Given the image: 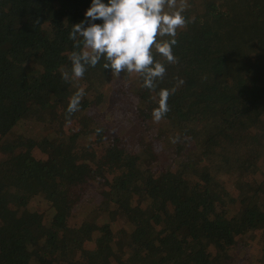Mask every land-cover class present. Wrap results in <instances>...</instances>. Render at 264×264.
Returning a JSON list of instances; mask_svg holds the SVG:
<instances>
[{"label": "trees", "instance_id": "trees-1", "mask_svg": "<svg viewBox=\"0 0 264 264\" xmlns=\"http://www.w3.org/2000/svg\"><path fill=\"white\" fill-rule=\"evenodd\" d=\"M91 2L0 0V264H264V0H186L155 91L62 79Z\"/></svg>", "mask_w": 264, "mask_h": 264}, {"label": "clouds", "instance_id": "clouds-1", "mask_svg": "<svg viewBox=\"0 0 264 264\" xmlns=\"http://www.w3.org/2000/svg\"><path fill=\"white\" fill-rule=\"evenodd\" d=\"M186 8V0H180L179 6L178 0H92L85 20L74 24L69 33L78 51L70 54L71 74L63 70L62 79H83L87 68L96 67L103 59V68L110 69L111 74L137 73L143 86L155 91L157 81L166 75V64L178 63L173 48L178 43V31L189 23L183 15ZM154 53L165 62L155 60ZM176 90L160 89L158 107L152 112L154 122L159 123L170 111L168 100ZM84 96V88H79L70 98L69 117L79 111Z\"/></svg>", "mask_w": 264, "mask_h": 264}, {"label": "rangeland", "instance_id": "rangeland-1", "mask_svg": "<svg viewBox=\"0 0 264 264\" xmlns=\"http://www.w3.org/2000/svg\"><path fill=\"white\" fill-rule=\"evenodd\" d=\"M124 75H126V73H124ZM164 122L165 121L161 120L159 123H156L154 122L153 118L151 119V124L155 125L156 127H161L162 125H164ZM34 124L35 123L26 124L24 126V131L28 134L35 136V138H41V136L46 133V129H41V126ZM94 214H96V217H102L100 213L95 212ZM86 221H91V217H89Z\"/></svg>", "mask_w": 264, "mask_h": 264}]
</instances>
